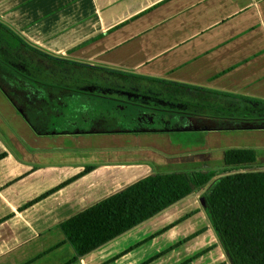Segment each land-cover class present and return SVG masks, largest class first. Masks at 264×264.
<instances>
[{
    "label": "crops",
    "instance_id": "1",
    "mask_svg": "<svg viewBox=\"0 0 264 264\" xmlns=\"http://www.w3.org/2000/svg\"><path fill=\"white\" fill-rule=\"evenodd\" d=\"M0 20L33 47L0 57V264H65L60 224L152 173L264 162V0H0ZM205 195L73 264H162L169 233L229 264Z\"/></svg>",
    "mask_w": 264,
    "mask_h": 264
},
{
    "label": "trees",
    "instance_id": "2",
    "mask_svg": "<svg viewBox=\"0 0 264 264\" xmlns=\"http://www.w3.org/2000/svg\"><path fill=\"white\" fill-rule=\"evenodd\" d=\"M23 48L33 47L0 20V57L8 61ZM258 159L256 149L231 148L225 151L222 169L152 173L95 203L60 224L75 252L65 264L77 262L200 192L215 177L219 180L202 205L228 263L264 264V162Z\"/></svg>",
    "mask_w": 264,
    "mask_h": 264
},
{
    "label": "rangeland",
    "instance_id": "3",
    "mask_svg": "<svg viewBox=\"0 0 264 264\" xmlns=\"http://www.w3.org/2000/svg\"><path fill=\"white\" fill-rule=\"evenodd\" d=\"M259 153H261V151H259ZM218 180H219V177H215L205 186L204 192L206 193V195L210 192V190L217 183ZM166 229H168V228L161 230L158 234H157V232L153 233L151 235V237L148 238L147 241L144 243H143V240H140V241H138V243L136 245H129V246L125 247L126 253L127 252L132 253L133 251L142 247L147 242H150V241L154 240L155 238L162 236L163 234H161V233L164 232ZM141 233H143V230L141 231ZM182 234H184V233H182ZM179 235H181V234H179ZM179 235H177V236H179ZM176 237H173L169 233L167 236H164L161 239H159V241L163 245L164 249H163V251L158 253V256L155 260L161 261L162 264H168L172 257H177V259L179 260L178 264H189L190 262H192L194 260L193 256L192 257L190 256L191 251L188 250L189 247L184 248V246H183L188 241L187 237H184L181 240H175ZM173 240H175V241H173ZM142 253H143V247H142ZM131 255H133V254H131ZM119 256H121V255H119ZM185 256H187V257H185ZM189 259H190V261H188ZM151 261H149V263ZM149 263H147V264H149Z\"/></svg>",
    "mask_w": 264,
    "mask_h": 264
}]
</instances>
